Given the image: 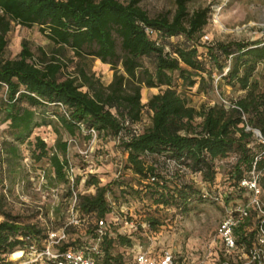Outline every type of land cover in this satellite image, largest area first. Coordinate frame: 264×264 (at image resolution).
<instances>
[{"label":"trees","instance_id":"obj_1","mask_svg":"<svg viewBox=\"0 0 264 264\" xmlns=\"http://www.w3.org/2000/svg\"><path fill=\"white\" fill-rule=\"evenodd\" d=\"M142 1L0 0V88H6V98L0 101V121L7 123L10 137V141L3 142L9 164L19 158L18 146L30 138L34 129L50 126L57 136L55 145L48 149L36 138L34 146L39 153L35 159L47 158L49 181L63 184L69 164L67 141L82 136L80 126L94 130L101 141H106L121 130L130 132L125 124L139 122L146 107L152 112L150 127L121 146L128 153L129 165L143 183L150 176L156 177L154 183L144 184L150 186L157 204L168 205L170 199L185 210L191 196L209 200L204 199L201 190H195L192 184H181L176 198L173 199L174 194L168 198L167 180L181 178L179 173L170 175L166 171V159L180 162L190 174L213 184L216 162L231 153L237 154V160L220 188L227 196L224 200L231 204L239 199L243 203L248 200L247 194L236 187L252 170L255 158L261 155L255 170L260 175L264 203V154L249 147L254 135L245 130L247 125L264 139V92L259 93L258 82L252 81L257 64H264V43L212 44L205 48L206 53L201 59L198 41L208 23V9L189 15L187 4L193 0H174L176 10L171 19L167 16L151 19L140 7ZM11 22L28 29L38 26L58 50H70L77 58H92L109 65L113 71L111 82L104 86L83 69H79L78 75L64 76L65 65L60 59L48 58L41 49L36 58L26 41L21 42L16 58L4 59L5 36ZM147 29L161 34L159 44L147 34ZM178 36L185 37L186 45L166 51L165 43ZM144 60L151 67L146 66ZM228 63L229 71L221 80L245 92L244 97L232 104L235 108L214 105L197 111L177 92L174 73L178 74L183 86L198 85V92H202L206 82L204 74L209 79L214 71L222 75ZM142 87L164 90L142 105ZM83 88L86 91H82ZM242 116L246 117V122ZM197 119L201 121L196 123ZM259 146L263 151L264 144ZM159 157L163 158L160 165L144 167V159L157 160ZM87 178L85 186H93L95 193L78 195V207L84 214L106 217L109 213L104 197L107 188L100 186L97 174ZM80 182L81 177H77L75 185ZM251 218L236 232L238 243L247 246L256 239L255 231L247 235L243 232ZM158 224L154 219L150 221L151 227ZM18 235L38 238L44 232L35 225L21 223L6 208L5 196L0 193V264H14L9 261L10 254L24 246L17 239ZM120 242L125 244L129 240L120 237ZM106 244L102 264L112 260L128 264L111 257V239ZM15 254L18 253L12 256Z\"/></svg>","mask_w":264,"mask_h":264},{"label":"rangeland","instance_id":"obj_2","mask_svg":"<svg viewBox=\"0 0 264 264\" xmlns=\"http://www.w3.org/2000/svg\"><path fill=\"white\" fill-rule=\"evenodd\" d=\"M99 1V0H96ZM126 3L128 0H117ZM140 7L149 18L158 16H167L171 19L175 13L176 5L174 0H143ZM208 9V23L203 30L202 37L198 41L199 56L203 59L206 53L205 48L212 44L244 42V43H264V0H193L187 4V12ZM7 45L4 51V59L11 60L17 57L21 50V42L26 41L38 58L39 49L44 51L48 58L55 56L60 59L65 68L62 70L64 76L78 75L79 69H83L88 75L98 79L100 83L107 86L111 80L113 71L109 65L100 63L99 60L92 58H77L70 50H58V47L52 44L44 34L39 31L38 26L28 29L21 27L14 22L10 23V31L6 34ZM186 45L184 36L171 38L165 43L166 51H173L178 46ZM192 45V43H190ZM146 66L151 67L147 60L143 61ZM120 71L121 68L119 67ZM174 73L177 92L185 97L188 104L199 111L201 107L221 106L222 101L230 104L236 103L244 97L245 92L237 86L232 87L221 80L217 72H213L209 79H206L204 91L198 92V85L187 88L182 85V81ZM198 81L199 78H196ZM257 81L259 93L264 92V64H257L253 73L252 81ZM164 88L141 89V104L146 105L148 100ZM82 91H86L83 88ZM6 98V88H0V101ZM152 112L146 107L143 108L141 120L135 123V128L143 132L151 125ZM201 119H197L199 123ZM62 132V131H61ZM42 140L48 149H51L57 140V136L50 126H43L34 129L30 138L22 145L18 146L19 158L9 164L7 156L4 153V141H10L7 133V123L0 121V193L5 196L6 208L10 213L19 218L23 224L35 225L45 233L47 229L58 230L62 228L66 220V208L68 201L65 198L68 192L59 189L60 201L56 205L49 189L39 190L34 187L31 179L38 171H45L48 180L49 164L47 158L40 161L35 159L39 153L35 150V139ZM64 139V137L62 138ZM76 144L69 148V161L73 168L84 170L88 173V166H91L99 176V184L106 187L108 196L106 202L109 207V213L106 218L111 231L112 244L110 245L111 257L124 263H131L133 255L141 249L146 253L158 256L164 250H170L174 253L178 264H221L227 255L220 242L216 239V231L220 221L224 217V209L211 200L198 199L191 196L187 202L186 209L169 204L156 203L157 197L153 198L150 192V186L146 187L141 177L134 173L129 165L126 155L121 145H115L113 138L108 137L106 141H100L96 146L98 154H104L106 158L102 163H95L94 160H88V163L82 161L78 155L79 150L88 147L87 138L78 136L75 138ZM260 141H256L253 136L254 152H264L260 150ZM237 154L231 153L226 158L218 160L215 164L216 175L214 183L203 182L204 187L197 182H192L189 176L180 174L178 180H167L165 191L168 192V198L173 195L176 198L181 184H192L195 190L205 189L214 191L216 187L222 188L226 175L232 170L236 163ZM162 157L157 160L144 159V167L151 165H160ZM119 164H122V173L118 178L116 170ZM84 172V173H85ZM90 175V173H88ZM87 175V177H88ZM85 178L86 181L88 178ZM248 177V174H245ZM215 184V186H214ZM52 183L49 182V186ZM80 194H94V187H87L80 182L76 187ZM243 200H235L233 204L237 207L242 205ZM54 203V205H53ZM252 218L249 225L250 231L258 227L261 215L251 213ZM158 221L155 227L150 226V221ZM127 223V224H126ZM69 241L81 243L88 247L89 233L85 235L83 230H68ZM120 237L129 240V243H121ZM107 246L106 241L101 245L103 251ZM9 256V261L18 257ZM231 262L235 261V256H229ZM114 261V260H112Z\"/></svg>","mask_w":264,"mask_h":264},{"label":"built area","instance_id":"obj_3","mask_svg":"<svg viewBox=\"0 0 264 264\" xmlns=\"http://www.w3.org/2000/svg\"><path fill=\"white\" fill-rule=\"evenodd\" d=\"M147 34L159 44L161 41V34L157 31L147 29ZM229 71V63L226 68H224L223 76ZM222 105L226 108H235L234 105L222 101ZM61 107V106H60ZM61 110L63 108L61 107ZM63 113L65 111L63 110ZM241 119L246 122V117L242 116ZM126 127L130 128V132L126 130H121L115 137L113 141L115 145H121L123 142H128L133 136H138L140 130L136 129L135 124H125ZM82 136L87 138L88 147L83 150L78 151V155L81 157L82 161L88 163V160H94L95 163H102L107 156L104 154H98L96 146L100 143L97 133L90 129L87 130L83 126H80ZM246 131H251L258 141L264 144V139L257 130H253L246 125ZM76 144L75 139H69L67 141L68 153L67 158L69 160V148ZM126 158L128 157L127 151L124 152ZM264 154V152L262 153ZM261 155L255 158L252 165V170L249 172L248 177L241 179L236 187V190L244 191L247 194L248 200L243 203L240 207L235 204L226 202L224 197H227L222 190L217 187L214 191H206L201 189L202 197L204 199H209L212 202L221 205L224 209V217L220 221L217 231L216 239L220 242L223 247L224 252L227 254L223 259L221 264H264V203L262 201V188L259 185V173L255 170L256 161ZM221 160V159H220ZM166 171L170 175L179 173L187 174L192 182H198L200 186L204 187L205 184L190 174L187 167L182 165L180 162L172 159L165 160ZM88 173L94 175L96 174L91 166L87 167ZM83 170H77L73 168L69 161L68 167L65 169V182L63 184H58L53 182L49 186V180L46 177L44 171H38L36 175L31 179L34 183V187L39 190L44 188L49 189L51 192L54 203L57 205L60 201L59 189H63L68 192L65 198L68 201V206L66 208V224L58 230L47 229L42 237H33L27 235L22 237L18 235L17 239L24 243V246L16 249L10 256L14 253H18L19 256L14 259V264H102L103 252L100 250L101 245L111 239V231L109 229V223L106 217H98L95 213L84 214L80 211L78 207V193L76 191V178L81 177V182L85 184V178L88 173H84ZM122 173V164H119L116 170L115 178H118ZM53 177V176H52ZM156 177L150 176L144 183H154ZM51 183V182H50ZM93 187V186H91ZM108 196L107 190L105 191L104 197ZM53 203V205H54ZM107 203V202H106ZM108 206V204H107ZM109 209V207H108ZM258 213L261 215L259 225L255 229L256 239L251 242L250 246L244 243H238L236 232L238 228L246 223L252 215L251 213ZM127 224V223H126ZM249 225L243 227V232L247 235L253 232L250 231ZM83 230L85 235L89 233L88 247L81 245V243H73L69 241L68 230ZM231 255L235 256V261L231 262ZM13 262V261H12ZM133 264H178L175 259L174 253L170 250L162 251L158 256H151L148 253L138 249V251L133 255ZM109 264H122L109 261Z\"/></svg>","mask_w":264,"mask_h":264},{"label":"bare ground","instance_id":"obj_4","mask_svg":"<svg viewBox=\"0 0 264 264\" xmlns=\"http://www.w3.org/2000/svg\"><path fill=\"white\" fill-rule=\"evenodd\" d=\"M19 255V254H18ZM16 255H14L13 257H15ZM17 258V257H16Z\"/></svg>","mask_w":264,"mask_h":264}]
</instances>
